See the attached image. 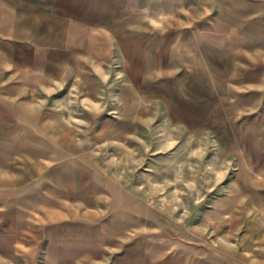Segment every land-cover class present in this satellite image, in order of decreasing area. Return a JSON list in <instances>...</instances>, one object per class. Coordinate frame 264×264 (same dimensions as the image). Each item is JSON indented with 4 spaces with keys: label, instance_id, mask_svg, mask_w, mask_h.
Masks as SVG:
<instances>
[{
    "label": "rangeland",
    "instance_id": "rangeland-1",
    "mask_svg": "<svg viewBox=\"0 0 264 264\" xmlns=\"http://www.w3.org/2000/svg\"><path fill=\"white\" fill-rule=\"evenodd\" d=\"M0 264H264V0H0Z\"/></svg>",
    "mask_w": 264,
    "mask_h": 264
}]
</instances>
